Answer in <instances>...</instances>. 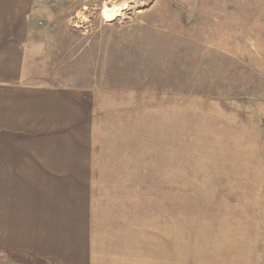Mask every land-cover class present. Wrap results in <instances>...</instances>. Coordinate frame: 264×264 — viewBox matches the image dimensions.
Returning a JSON list of instances; mask_svg holds the SVG:
<instances>
[{
    "label": "rangeland",
    "instance_id": "rangeland-1",
    "mask_svg": "<svg viewBox=\"0 0 264 264\" xmlns=\"http://www.w3.org/2000/svg\"><path fill=\"white\" fill-rule=\"evenodd\" d=\"M3 2L0 264H264V0Z\"/></svg>",
    "mask_w": 264,
    "mask_h": 264
},
{
    "label": "crops",
    "instance_id": "crops-1",
    "mask_svg": "<svg viewBox=\"0 0 264 264\" xmlns=\"http://www.w3.org/2000/svg\"><path fill=\"white\" fill-rule=\"evenodd\" d=\"M4 5V2H3V0L0 2V15H1V12H2V10H3V8H2V6ZM8 5H9V7H10V4L8 3ZM10 14H11V12H9V13H7V16L9 17L10 16ZM1 18L2 19H5L6 20V18L7 17H3V16H1ZM25 19V16L23 17V20ZM23 24H18V25H14V26H11L10 28L11 29H7V27L5 26V32H4V29H3V32H1V35L3 36V35H5L6 36V40L8 41V42H10L11 43V46H18L19 45V43H20V36H22L21 35V33H20V31H21V26H22ZM13 32H15V35L13 36L14 38V40L13 41H10L11 40V35L13 34ZM0 35V36H1ZM3 39H4V36H3ZM1 37H0V45H1V40H3ZM19 42V43H18ZM8 44V43H7ZM6 44V45H7ZM2 46V45H1Z\"/></svg>",
    "mask_w": 264,
    "mask_h": 264
},
{
    "label": "bare ground",
    "instance_id": "bare-ground-1",
    "mask_svg": "<svg viewBox=\"0 0 264 264\" xmlns=\"http://www.w3.org/2000/svg\"><path fill=\"white\" fill-rule=\"evenodd\" d=\"M110 9H105L103 12V16L106 17V20H112L113 19V14L109 13Z\"/></svg>",
    "mask_w": 264,
    "mask_h": 264
}]
</instances>
